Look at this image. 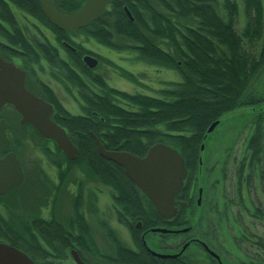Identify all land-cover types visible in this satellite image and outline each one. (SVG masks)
<instances>
[{
  "label": "trees",
  "instance_id": "16d2710c",
  "mask_svg": "<svg viewBox=\"0 0 264 264\" xmlns=\"http://www.w3.org/2000/svg\"><path fill=\"white\" fill-rule=\"evenodd\" d=\"M57 1L63 2L61 8L66 12L75 11L84 2ZM216 2H113L100 18L83 27L84 33L107 47L121 49L125 46L150 64L176 71L181 81L174 88L161 92L160 98L131 95L109 89L99 75L77 61L80 72L96 84L101 93L93 94L85 82L71 74V83L79 86L86 103L83 109L85 116H72L59 106L54 109L53 120L66 131L78 151L77 157L69 163L80 165L90 177L112 185L120 197L134 202L135 196L142 195L141 192L119 165L98 154L91 133L99 138L106 150L126 151L139 157L144 156L151 145L163 143L180 153L187 170L184 185L177 195L188 202L187 207H181V213L195 205L191 180L196 178L200 167L197 159L202 154L200 144L204 143L208 127L229 112L243 107H257L264 101V98L251 92L253 81L264 68V8L261 0H242L245 24L240 31L236 22L240 14L238 5L232 0H222V16L218 13ZM9 3L45 24L55 34H62L63 31L53 27L46 19L40 0H0V20L10 27L6 29L0 25V34L6 37L8 44L17 45L21 37L8 8ZM124 5L133 20L126 15ZM117 39H124L131 45L119 44L121 42L117 43ZM21 41L25 51L30 52L26 43ZM161 43L168 50L162 48ZM0 51L10 53L1 43ZM114 96L125 99L137 110L120 107L113 101ZM261 117L259 114L256 116L254 133L247 141L250 151L248 166L254 160L260 162ZM158 126H162L163 131ZM30 128L37 136V132ZM244 167L242 161L239 180H242ZM128 205V220L132 224L143 219L133 209V203ZM149 207L155 214L152 204ZM190 221L184 214L180 226L192 227ZM10 228L15 226L10 225Z\"/></svg>",
  "mask_w": 264,
  "mask_h": 264
},
{
  "label": "rangeland",
  "instance_id": "374dc122",
  "mask_svg": "<svg viewBox=\"0 0 264 264\" xmlns=\"http://www.w3.org/2000/svg\"><path fill=\"white\" fill-rule=\"evenodd\" d=\"M216 1L218 13L223 16L222 0ZM232 1L238 5L240 11L236 20L237 29L240 31L245 24L242 0ZM261 4L264 8V0H261ZM9 5L17 26L27 39L50 43L53 41L50 31L46 30L37 19L11 3ZM106 9L108 10L109 6ZM1 24L8 26L6 22ZM82 32L83 30L72 35V40L81 43L99 56V62L92 73L101 75L109 89L131 95L160 98L161 92L174 88V85L181 81L179 74L172 69L150 64L125 46L121 49L107 47ZM1 36L0 34V42L6 43ZM117 40H115L117 43L121 42L119 44L131 45V42H124V39ZM160 46L168 50L164 43ZM33 68L35 73L45 79L48 78L49 73L56 76L44 62ZM84 78L93 94L101 93L100 88L87 76ZM67 92L69 97L66 96L62 108L72 116H85L83 109L86 108V103L80 94L79 86L71 83L70 87H67ZM251 92L255 96L264 98V68L253 81ZM113 101L124 109L137 110L136 106L121 97L114 96ZM258 114L262 116L260 123L262 152L260 162L254 160L251 166H248L250 151L247 149V141L254 133L256 126L254 120ZM0 118L12 125V129L8 132L12 142L11 149L19 155L26 173L27 186L19 193L24 203L34 194V189L29 183L34 180H39V183L41 180L46 181L55 189L59 180H62L61 191L57 193L60 197V206L67 200L66 197L75 195L73 189L81 182L86 192L84 194L87 196L84 200L87 207L91 202V193L98 187L101 189L98 196L102 201L99 214L102 218L95 215L96 219L101 218L108 225L124 233V229L116 225L114 215L112 214L111 217L108 212L110 205L113 204L111 197L115 193L112 185L90 177L80 165L69 163L70 159L66 158L52 141L43 140L40 136H35L29 126L20 125L19 116L12 107L0 108ZM157 128L163 131L162 126ZM205 139L202 153L205 160L197 170L200 178L198 177L199 180L193 187L194 196L197 187L204 190L203 203L199 208V224L196 225L199 230L192 234L214 246L229 263L241 264L246 261L252 264V261L258 259L256 264H264V101L257 107H243L227 113ZM55 153H59V156H51ZM242 161L245 167L241 173L242 180H239V166ZM66 185L69 186L68 190H63ZM190 211L187 210V213H192Z\"/></svg>",
  "mask_w": 264,
  "mask_h": 264
},
{
  "label": "flooded vegetation",
  "instance_id": "af4514ba",
  "mask_svg": "<svg viewBox=\"0 0 264 264\" xmlns=\"http://www.w3.org/2000/svg\"><path fill=\"white\" fill-rule=\"evenodd\" d=\"M53 3L58 12L62 14L74 13L82 6L73 12H66L61 8L64 6L62 1L53 0ZM124 7L126 6L124 5L123 9ZM8 8L13 15L16 27L19 28L9 4ZM1 23L0 25H2ZM39 23L52 34L53 41L51 43L27 39L19 28L20 42L15 46L8 44L6 37L1 36L6 43H0L5 45L10 53L0 51V57L24 72L25 89L52 106L51 120L54 121L55 107H63L66 96H68L67 87L69 88L71 85L70 75L73 74L85 82V75L77 68V61L94 72L93 68L97 66L99 56L89 51L81 43H75L72 40V35L80 33L83 28L75 29L73 32L60 29L63 32L61 35H57L45 24ZM2 27L10 29L9 26L2 25ZM21 40L26 43L30 52L25 51ZM87 56L96 61L93 67L89 66L90 63H93L92 61L84 60ZM41 62L46 63L56 76L49 73L48 78L45 79L35 73L33 67ZM99 77L105 83V79L101 75ZM5 106L10 105L6 104L1 108ZM10 130L7 131L10 141V148L7 152L15 153L24 179L18 188L0 195V244L23 253L32 264H232L226 261L214 246L192 234L199 230L196 225L199 224V208L203 203L204 190L202 188L197 187L193 199L195 205L190 209L191 215L187 212L184 213L186 218L191 220L192 227L180 226L181 218L184 215L181 213V207H187L188 202L177 196L174 198L177 202L176 214L170 219H164L155 210V214H152L149 207L151 202L143 193L140 196H135L134 202H130L127 197H120L117 190L115 193L113 191L114 196L111 197L113 204L110 205L108 212L111 217L112 214L114 215L116 225H120L124 229L123 234L102 221V217L99 215L102 201L98 196L101 189L98 187L93 192L95 194L91 193V202L87 207L84 204L87 196L84 194L85 189L80 184L81 182L73 189L75 195L70 198L66 197L67 200L60 206V197L57 193L61 191L63 181L59 180L55 189L46 181L41 180L39 183V180H34L29 182L30 187L34 189V194L29 201L24 203L19 193L27 186L26 173L19 155L11 149L12 142L8 136ZM201 145H203V149L200 148V150L203 153L205 144L201 143ZM6 153L0 151V159ZM55 155L59 156V153L51 156ZM204 160L201 154L197 159L198 164L202 166ZM198 177L200 178V174H197L191 182L193 187L199 180ZM68 188L69 186L66 185L62 189L68 190ZM129 203H133V209L143 218L133 224L128 220ZM59 206L62 207V211ZM95 215H99L101 218L96 219ZM144 219L147 221L144 222ZM10 225L15 228H10ZM163 229L166 232L160 231ZM183 229L188 230L181 232ZM161 255L168 256L162 257ZM0 257L4 261H10L9 263L14 261L4 251L0 252ZM256 261H252V264H256ZM0 264L2 263L0 262ZM22 264H28V262H22ZM241 264L249 263L245 261Z\"/></svg>",
  "mask_w": 264,
  "mask_h": 264
},
{
  "label": "water",
  "instance_id": "95a60500",
  "mask_svg": "<svg viewBox=\"0 0 264 264\" xmlns=\"http://www.w3.org/2000/svg\"><path fill=\"white\" fill-rule=\"evenodd\" d=\"M123 1L125 0H85L82 6L71 14L58 12L53 0H40V3L46 19L53 26L73 32L75 29L85 27L90 21L100 18L109 4ZM124 11L132 20L126 7ZM84 60L93 62L89 64L90 67L96 63L90 56L85 57ZM6 104L11 105L18 113L20 125H30L40 137L53 141L68 159L76 158L77 149L65 130L51 120L52 106L27 91L24 87V72L0 57V108ZM218 123V120L214 121L206 133H211ZM11 127L5 119H0L1 152L6 153L10 148L7 131ZM91 136L98 154L123 169L126 177L150 200L160 217L170 219L176 214L177 202L174 198L181 191L187 176L184 159L176 149L163 143H155L148 148L144 156L139 157L126 151L106 150L96 135L91 133ZM200 148L203 149V145ZM23 179L22 168L15 153L7 152L0 159V195L18 188ZM187 230L183 229L181 232ZM160 231L166 232L164 229ZM1 251L7 252L14 259L9 263L10 261H4L0 257L2 264H22V262L32 264L23 253L12 247L0 244ZM215 257L218 258L216 255Z\"/></svg>",
  "mask_w": 264,
  "mask_h": 264
}]
</instances>
